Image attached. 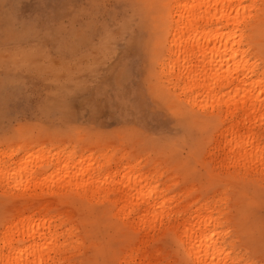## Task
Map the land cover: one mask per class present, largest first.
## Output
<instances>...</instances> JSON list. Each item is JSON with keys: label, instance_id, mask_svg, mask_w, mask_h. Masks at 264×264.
<instances>
[{"label": "rangeland", "instance_id": "1", "mask_svg": "<svg viewBox=\"0 0 264 264\" xmlns=\"http://www.w3.org/2000/svg\"><path fill=\"white\" fill-rule=\"evenodd\" d=\"M165 1L0 0V166L12 168L0 175V251L8 258L0 264L18 263L8 255L12 241L21 251L35 242L20 220L27 215L71 227L64 264H264V0L246 2L241 13L259 66L222 89L226 99L248 92L257 102L253 124L240 128L262 150L254 167L226 156L228 128L242 112L226 122L223 111L202 109L204 101L175 88L163 69ZM70 166L117 179L131 169L151 176L172 218L155 228L122 221L119 194L86 197L82 179L75 188L78 181L62 175ZM197 210L218 218L208 230L220 233L226 259L197 262L181 239L184 217Z\"/></svg>", "mask_w": 264, "mask_h": 264}, {"label": "bare ground", "instance_id": "2", "mask_svg": "<svg viewBox=\"0 0 264 264\" xmlns=\"http://www.w3.org/2000/svg\"><path fill=\"white\" fill-rule=\"evenodd\" d=\"M248 1L250 0H166L163 4V15L164 18L167 19L165 30L169 39V47L167 48L170 56L168 58V61H166V63H163L162 65L163 69H166L170 73V76L175 79V88L179 87L182 93H191L190 98L193 101L199 98L204 101V104L201 106L202 109L211 108L212 110H216L219 112L223 111L222 113H226L224 118L226 119V122L228 121L227 119H229V121L235 120L239 112H242L241 119L239 118V115V120L237 118L236 122L233 121L235 123H233L228 128L227 134L231 139H227V135L225 136L228 143L225 149L229 147V150L227 151L229 152V154L224 155H230L231 161L234 160L240 165L241 162H245L246 165H249L248 167H250L253 162H256V160H260L259 158L261 156L263 158L262 150L258 149V147L254 148V144L256 141L255 135L252 134V137L255 140L252 141V138L250 136L241 135L240 128L242 125L247 126L248 124H250L251 126L253 124L252 116L257 111V102L251 103L250 97L252 98V95L248 94V92L242 98L237 95L230 99H226L227 94L222 92V89L230 86L237 79H243L244 76L249 77L250 74L254 72L259 66L257 61L251 62L252 48L246 47L250 43L249 39L251 38V34H248V28L244 27V17L241 16V13L244 9L243 5ZM238 57H240L241 61L232 66L231 60L233 58L237 59ZM243 64L245 65L242 67ZM227 65H229V67L226 68ZM242 70L245 71H243L242 75L244 76L241 78V75H237V72H241ZM262 74H264V69ZM235 93L237 94V92ZM256 135H258V133ZM260 136L263 135L261 134ZM221 149L224 150V148ZM223 153H226V151ZM234 161H232L233 164ZM226 162L228 163V161ZM100 165L101 164H99V166ZM94 166L93 169L92 167H89L83 170L73 169L70 166L68 167V170L63 171L62 175L69 176L71 177V179L78 181L76 186H74L75 188H77L79 182L83 180L84 182L82 188L84 192L86 191L87 193L86 197H88V195H90V197L98 195L104 198L108 197L109 193L111 192H116L117 194H119V197L122 201L121 203L119 202L121 207L119 208V211L117 209L116 212L117 217H119L122 221L130 222V224L134 223L144 228H155L158 226V224L163 225L165 222L169 221L172 218L170 209H168V206H170L169 199H166V197H164L163 189L160 185H158V183H156V181H154L151 176L137 173V170L135 171L133 169L125 172V174L119 179H117L118 177L115 175L106 173L102 174V176H98L94 173ZM241 167L243 168V165ZM0 168L2 170L0 171V175H2L1 177H3V174L5 178L10 176L9 171L11 167L8 164H5L4 167L0 166ZM245 168L244 170L248 169ZM32 175L35 176V174ZM33 180L34 182L40 181L38 180V178H35ZM41 180L44 181L43 179ZM60 180H56L59 183V185L57 186L59 188H61L62 186H60ZM62 181L63 180H61V182ZM49 183L51 184L50 181L48 182V184ZM64 183L68 184L67 181H63V184ZM30 185L33 186L32 182L30 183ZM53 186L51 185V187ZM64 186L63 188H61V190L66 189L68 186H70V184H68L67 187L65 186V188ZM26 187L30 190L28 186ZM38 188L40 189L39 186ZM23 189L21 190L22 192L25 191H23ZM47 189L48 188H46V190ZM40 191L43 190L40 189ZM35 192L37 191L35 190ZM17 195L19 196V193ZM174 200L172 202H174ZM171 207L173 206L171 205ZM175 209L174 211H177V209ZM109 211H111V209ZM109 211L107 212L109 213ZM27 216L28 217L25 218L22 216V218L24 219L20 217L19 218L24 223L26 230L25 232V230L23 229L24 232L27 236L34 239L35 242L32 246L29 245L31 246L30 250L28 248L26 250H24L25 248H21L22 250H24L21 251L14 250L11 247V243L13 242L12 241L10 243L11 246L9 245L10 248L9 246H7V248L9 249L8 255L13 252L15 253V256L17 254V264H30V262H32L33 264H56L58 260L60 261L61 257H59V255H61L64 250H67V235L72 233V229H70L71 227H67V229L62 230V225L61 223H56L57 220H53L52 218L48 217L41 218L40 216H38L40 217L38 223V221L35 220V218L37 217L34 218V215ZM179 216H181L180 213ZM59 218L61 219V217ZM184 218L185 219L182 224L185 225V227L180 237L187 244L190 254L195 257V260L197 262L201 263L205 259L209 258H219L220 260H224L229 257L230 254L226 252V249L223 245H220L218 243L219 238H216V236L220 235V233L218 232L213 234L210 230H208V227L212 223L216 222L218 218L203 216V214L200 213L199 210L193 211V213H191L188 217ZM36 222L38 223V225L36 226L37 229H35V225H33ZM7 230L5 231L7 232ZM17 231H14V233ZM24 232L20 233L23 234ZM176 236L177 235H175V237ZM24 237L26 238V236ZM127 237L130 239V236ZM222 239L224 240V238ZM4 241L7 242V240ZM74 244L75 243H72V245ZM122 245H120L119 247H121ZM3 248L4 247H2L1 250ZM1 252L3 253V251H0V253ZM4 253L7 254V252ZM51 253H54L55 255L51 257ZM30 254L34 256V259L32 261H30L29 259L31 256ZM13 256L14 255L12 254V257ZM4 259L8 260V258L4 257L3 255V259L1 258L0 261ZM10 264H12V262ZM60 264L64 263L61 262Z\"/></svg>", "mask_w": 264, "mask_h": 264}]
</instances>
